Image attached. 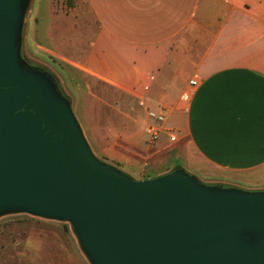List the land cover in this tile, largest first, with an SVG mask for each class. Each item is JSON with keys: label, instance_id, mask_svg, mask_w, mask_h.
Returning <instances> with one entry per match:
<instances>
[{"label": "water", "instance_id": "obj_1", "mask_svg": "<svg viewBox=\"0 0 264 264\" xmlns=\"http://www.w3.org/2000/svg\"><path fill=\"white\" fill-rule=\"evenodd\" d=\"M31 0H0V215L71 224L90 264H264V189L182 168L134 180L92 154L52 76L22 56Z\"/></svg>", "mask_w": 264, "mask_h": 264}, {"label": "crops", "instance_id": "obj_2", "mask_svg": "<svg viewBox=\"0 0 264 264\" xmlns=\"http://www.w3.org/2000/svg\"><path fill=\"white\" fill-rule=\"evenodd\" d=\"M73 2L49 1L46 52L133 95L145 123L195 77L188 107L166 108L183 155L231 180L221 184L264 189V0H85V12Z\"/></svg>", "mask_w": 264, "mask_h": 264}, {"label": "rangeland", "instance_id": "obj_3", "mask_svg": "<svg viewBox=\"0 0 264 264\" xmlns=\"http://www.w3.org/2000/svg\"><path fill=\"white\" fill-rule=\"evenodd\" d=\"M49 1L33 0L31 15L28 12L31 4L28 7L22 27V56L28 65L52 76L60 92L69 100L72 114L94 157L134 180L165 175L178 165L188 170L197 164L203 171L217 174L196 171L201 178L208 176L207 179L219 182L216 184H229L221 180L229 179L200 163L197 157L190 163L183 155L185 140L182 135H178L173 145L165 139L149 144L143 135L144 112L133 95L78 71L42 48L50 49L47 38ZM73 1L85 12V0ZM156 102L166 108L176 106V102ZM0 264L90 262L69 222L13 212L0 215Z\"/></svg>", "mask_w": 264, "mask_h": 264}, {"label": "built area", "instance_id": "obj_4", "mask_svg": "<svg viewBox=\"0 0 264 264\" xmlns=\"http://www.w3.org/2000/svg\"><path fill=\"white\" fill-rule=\"evenodd\" d=\"M198 86V80L191 78L186 86V89L180 95V98L176 102V110L184 111L190 102L194 90ZM142 107L143 103H139ZM146 123L143 127V134L148 138L149 144H155L163 134L168 144H175L178 141L177 131L173 128L167 127V109L160 108L159 110L146 109Z\"/></svg>", "mask_w": 264, "mask_h": 264}, {"label": "trees", "instance_id": "obj_5", "mask_svg": "<svg viewBox=\"0 0 264 264\" xmlns=\"http://www.w3.org/2000/svg\"><path fill=\"white\" fill-rule=\"evenodd\" d=\"M64 229H66V227H64Z\"/></svg>", "mask_w": 264, "mask_h": 264}]
</instances>
